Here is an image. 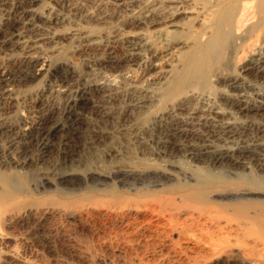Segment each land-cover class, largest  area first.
Returning <instances> with one entry per match:
<instances>
[{"label":"bare ground","instance_id":"6f19581e","mask_svg":"<svg viewBox=\"0 0 264 264\" xmlns=\"http://www.w3.org/2000/svg\"><path fill=\"white\" fill-rule=\"evenodd\" d=\"M113 1L119 7H127L130 0ZM187 1L191 5L198 4L200 12L208 8L210 22L201 34H192L185 41H179L186 49L178 53L177 66L171 70L162 93L163 97L174 95L172 104L169 103L170 107L160 116L170 127L165 129L157 144L161 146L160 156L163 155L165 162L173 164L169 157L179 152L191 167L171 165L173 174L159 169H132L115 173L114 180L120 187L130 190L168 183L161 192L148 193L150 198L138 199L132 206L162 218V231L158 233L174 232L182 237L181 240L195 239L194 245L198 247L185 246L186 249L179 250L193 264H212L215 260L217 264H231L238 259L242 264H254L250 254L247 258L242 252L243 256L235 254L233 249L242 245L240 240L243 239L239 238L243 236L254 242L252 246V240L249 244L245 242L244 250L252 252L259 247L264 251V186L260 184V181L264 183V90L256 91L252 97L241 90L245 85L241 73L256 75L264 81V0H211V6H208L210 0ZM40 2L42 0H22L21 15L13 20L9 18L11 26L0 35V49L9 55L10 61V65L0 66V110L4 100L11 96L13 86L46 72L58 82L56 90L64 98L57 110L46 107L42 101L40 105L34 103L35 117L11 126L4 124L0 111V137L8 144L7 150L0 148V165L5 169L14 165L23 172L53 156L60 167L67 168L78 146L94 144L102 136L97 126L99 122L132 116L152 102L135 85L124 88L107 79L77 83L74 70L65 62L49 67L41 44L45 40L54 41L56 26L64 18L50 7L40 10ZM179 2H171L170 21L178 16V19L193 16L182 9ZM134 28L138 27H129L131 34L122 40L127 46L125 58L118 59L113 52H108L101 62L105 68L117 72L125 65L142 63L149 70L156 68L155 60L146 61V51L153 50L150 37ZM177 28H171L172 32L179 33ZM68 33L79 45L93 41L90 32L72 30ZM234 60L244 61L240 74L228 68ZM211 75L217 83L223 82L226 89V92L220 91L219 96L223 106L205 103L208 95L204 87ZM63 172L57 183H74L75 171L72 170L74 174ZM93 177L87 174V178ZM108 178L98 175V180L106 186ZM7 180L3 181L8 183ZM48 185V179L43 177L39 186L46 189ZM149 221L151 223V219ZM178 236L176 241H179ZM261 262L264 264V260Z\"/></svg>","mask_w":264,"mask_h":264},{"label":"rangeland","instance_id":"374dc122","mask_svg":"<svg viewBox=\"0 0 264 264\" xmlns=\"http://www.w3.org/2000/svg\"><path fill=\"white\" fill-rule=\"evenodd\" d=\"M21 1L0 0V35L11 26L9 23L15 16L21 15ZM175 1H180L179 6L187 12L190 11L189 15L192 13L193 16L189 19H178V16L176 21H170L173 6L171 2ZM183 1L130 0L127 7H119L113 0L40 2V10L50 7L53 12L64 18L63 23L56 26L58 30L54 32V41L45 40L41 44L42 55L49 62V67L58 62H65L74 70L77 83L107 79L108 82L114 80L117 86L124 88H127V85H135L152 102L147 108L135 111L132 116L123 115L117 119L109 118L99 122L97 126L102 136L94 144L87 145L90 147L78 146V152L67 168L60 167L54 156L24 172L20 169L18 171L14 165L7 169L0 165V264H193L192 260L181 255V251L182 247L195 246V239L181 240L182 237L174 232H170V235L158 233L162 231V218L158 219L152 212L132 206L138 199H148L149 194L161 192L168 183L130 190L120 187L114 180L115 173L132 169H159L166 174H173L171 165L191 167L179 152L169 157L174 161L173 164L165 162L161 157L163 155L160 156L161 146L157 142L170 127L167 121L160 120V116L170 107L174 95L169 98L163 97L162 93L169 82L171 70L177 66V57L185 48L179 41H185V38L192 34H201L206 30L204 28L208 27L207 22H210L208 19L211 13L208 8L200 12L198 4L191 5L187 0ZM211 3L208 6H211ZM160 15L162 18H158ZM139 22L142 23L138 24ZM132 26L138 27L133 30H140L139 32L150 37L153 48L151 52L158 56H150L151 52L146 51V61L155 60V71L149 70L145 63L125 65L124 70L117 72L101 64L108 52H113L118 59L125 58L127 46L122 40L129 37L131 30L128 28ZM174 26L178 27L176 32L179 33L172 32ZM72 30L80 33L90 32L94 42L79 45L78 41L69 38L68 32ZM8 58L9 55L1 50L0 66L10 65ZM243 62L234 60L228 68L232 73L240 74ZM46 73L13 86L11 96L4 100L0 110L5 125L11 126L20 121L32 120L35 117L32 107L34 103L38 102L40 105L42 101L46 107L55 110L59 104V107L61 106L64 98L63 94L56 90L58 82L49 72ZM241 74L245 83V89L243 87L241 90H245L244 94L247 92L248 97L264 90V81L261 78L252 74ZM211 76H208L207 86L204 87V92L208 95L205 103L208 101L213 103L211 105L220 107V91L226 92V89L223 82L217 83ZM208 102L206 104L210 105ZM0 148L4 151L8 148L4 137H0ZM72 170L75 171L76 177L74 183H57L63 171ZM87 174L88 177L91 174L94 177L89 179ZM98 175L108 176L106 181L109 186L98 180ZM43 177L47 178L50 184L46 189L39 186ZM5 179H9V185L4 182ZM260 184L264 186L261 181ZM177 236L179 241H176ZM241 237L239 239H243L240 240L242 245L234 247V253H244L245 257L250 254L249 258H252L254 264H262L264 251L259 247L252 252L244 250L243 244H249L252 238ZM250 242V246L254 245L253 240ZM253 252H256V255ZM212 262L218 263L216 260ZM239 263L242 264L239 259L231 262Z\"/></svg>","mask_w":264,"mask_h":264}]
</instances>
